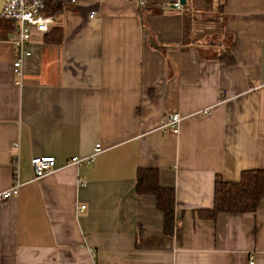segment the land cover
Wrapping results in <instances>:
<instances>
[{
	"label": "crops",
	"instance_id": "obj_1",
	"mask_svg": "<svg viewBox=\"0 0 264 264\" xmlns=\"http://www.w3.org/2000/svg\"><path fill=\"white\" fill-rule=\"evenodd\" d=\"M168 1L63 0L18 74L1 28L0 191L18 188L0 199V264H264V197L202 214L216 175L264 171V0ZM33 154L54 168L35 178ZM149 167L174 189L172 232L137 189Z\"/></svg>",
	"mask_w": 264,
	"mask_h": 264
},
{
	"label": "built area",
	"instance_id": "obj_2",
	"mask_svg": "<svg viewBox=\"0 0 264 264\" xmlns=\"http://www.w3.org/2000/svg\"><path fill=\"white\" fill-rule=\"evenodd\" d=\"M75 2L77 0H69ZM139 4H142L144 0H136ZM165 6L168 8L181 9L182 2L180 0H172L165 2ZM94 10L89 13V16H93ZM9 22L5 31L9 38H11L15 47V59L12 63V69L15 74L20 73L21 63L24 56L30 53L29 42L32 33L45 32L51 25L56 22V18L53 13L46 12V0H6L0 10V22ZM1 30V28H0ZM202 112H209V108H203ZM182 115L177 111L168 112L161 124V128H168L173 133H178L180 129V123ZM16 145V144H15ZM100 144L96 143L95 152L100 150ZM94 152V153H95ZM87 157L72 156L71 162L80 164L90 160L93 154ZM13 162L17 164V154L13 155ZM56 159L54 155L48 154H33L30 156V164L34 171V177L39 178L46 172L52 170L55 166ZM16 177V174H15ZM18 182L17 180L9 187L0 191V199L8 198L9 196L17 192ZM85 205L80 204L78 210L84 209ZM253 255L250 256L249 264H253Z\"/></svg>",
	"mask_w": 264,
	"mask_h": 264
},
{
	"label": "trees",
	"instance_id": "obj_3",
	"mask_svg": "<svg viewBox=\"0 0 264 264\" xmlns=\"http://www.w3.org/2000/svg\"><path fill=\"white\" fill-rule=\"evenodd\" d=\"M63 0H46V12L57 13L61 9ZM9 22H0V28ZM55 28V27H54ZM59 30V28H55ZM59 40V38H57ZM137 189L141 193H151L156 197V205L162 211L164 230L172 232L174 227L175 196L173 187L159 184L158 170L154 168H140L137 173ZM264 197V171L247 169L240 173L237 181H226L216 175L214 181L213 207L202 212L214 217L218 212L253 211Z\"/></svg>",
	"mask_w": 264,
	"mask_h": 264
},
{
	"label": "water",
	"instance_id": "obj_4",
	"mask_svg": "<svg viewBox=\"0 0 264 264\" xmlns=\"http://www.w3.org/2000/svg\"><path fill=\"white\" fill-rule=\"evenodd\" d=\"M182 3L185 2V0H180ZM6 2V0H0V10L2 8V6L4 5V3Z\"/></svg>",
	"mask_w": 264,
	"mask_h": 264
}]
</instances>
